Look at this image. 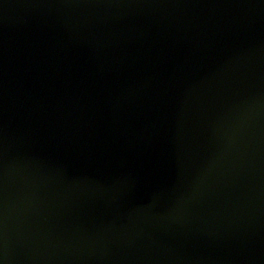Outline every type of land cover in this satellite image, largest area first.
I'll list each match as a JSON object with an SVG mask.
<instances>
[{"label":"water","instance_id":"1","mask_svg":"<svg viewBox=\"0 0 264 264\" xmlns=\"http://www.w3.org/2000/svg\"><path fill=\"white\" fill-rule=\"evenodd\" d=\"M0 264H264V0H0Z\"/></svg>","mask_w":264,"mask_h":264}]
</instances>
